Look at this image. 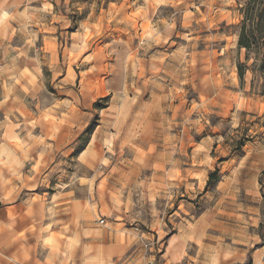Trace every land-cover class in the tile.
<instances>
[{"label":"rangeland","instance_id":"374dc122","mask_svg":"<svg viewBox=\"0 0 264 264\" xmlns=\"http://www.w3.org/2000/svg\"><path fill=\"white\" fill-rule=\"evenodd\" d=\"M246 2L0 0L6 200L42 201L65 227L124 216L150 264L187 240L188 262L251 264L264 253V94L250 69L239 78Z\"/></svg>","mask_w":264,"mask_h":264},{"label":"crops","instance_id":"0c3cea01","mask_svg":"<svg viewBox=\"0 0 264 264\" xmlns=\"http://www.w3.org/2000/svg\"><path fill=\"white\" fill-rule=\"evenodd\" d=\"M18 162L16 159L15 164ZM12 167V146L0 145V203L5 202L0 206V264H150L151 259L145 258L151 255L141 258L135 247L137 240L128 236L124 216L119 215L122 220L109 228L82 225L80 221L65 227L55 221L52 207L42 201L27 205L23 196L6 200L13 196L11 183L16 177ZM187 242L177 251L179 256L166 251L163 264H217L215 253H197L188 262ZM258 250L251 264H264V253L257 255Z\"/></svg>","mask_w":264,"mask_h":264},{"label":"trees","instance_id":"16d2710c","mask_svg":"<svg viewBox=\"0 0 264 264\" xmlns=\"http://www.w3.org/2000/svg\"><path fill=\"white\" fill-rule=\"evenodd\" d=\"M238 47L245 49V60L237 64L240 81H244L250 69L261 80V93L264 94V0H247L242 8ZM253 78V80H254ZM211 174V177H213Z\"/></svg>","mask_w":264,"mask_h":264},{"label":"built area","instance_id":"2783aa9c","mask_svg":"<svg viewBox=\"0 0 264 264\" xmlns=\"http://www.w3.org/2000/svg\"><path fill=\"white\" fill-rule=\"evenodd\" d=\"M99 222L103 224V223L105 222V219H104V218H101V219L99 220Z\"/></svg>","mask_w":264,"mask_h":264}]
</instances>
